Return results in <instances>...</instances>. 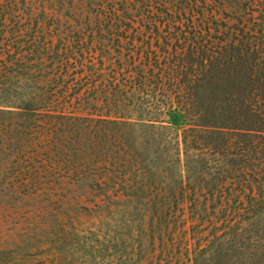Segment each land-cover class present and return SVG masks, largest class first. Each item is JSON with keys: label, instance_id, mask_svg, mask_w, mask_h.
<instances>
[{"label": "trees", "instance_id": "obj_1", "mask_svg": "<svg viewBox=\"0 0 264 264\" xmlns=\"http://www.w3.org/2000/svg\"><path fill=\"white\" fill-rule=\"evenodd\" d=\"M5 121L132 203L131 264H264V227L199 221L227 179L264 203V0H0V152Z\"/></svg>", "mask_w": 264, "mask_h": 264}, {"label": "rangeland", "instance_id": "obj_2", "mask_svg": "<svg viewBox=\"0 0 264 264\" xmlns=\"http://www.w3.org/2000/svg\"><path fill=\"white\" fill-rule=\"evenodd\" d=\"M81 45L70 44L76 52ZM7 123L2 124L6 131L1 136L4 146L0 152V264H131V229L136 226L132 203L111 205L83 189H74L73 184L93 179V164L77 162L73 167L63 159L58 164L44 161L40 150L23 145L18 148L30 135H12L13 124ZM35 135L31 134L34 140ZM119 140L117 135L111 142ZM205 157L209 158L208 170L221 175L220 165L226 163V157L218 153ZM80 167L82 173L72 172ZM239 179L224 180L223 186L211 190L213 200L199 215L202 228L263 232L264 203L242 193L250 188L258 192L259 183ZM148 205L142 201L143 212H149Z\"/></svg>", "mask_w": 264, "mask_h": 264}]
</instances>
